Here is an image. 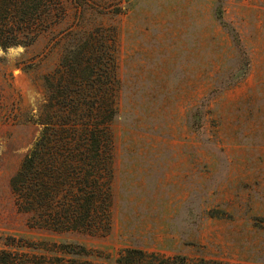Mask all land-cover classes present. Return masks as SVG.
<instances>
[{"label": "rangeland", "instance_id": "obj_1", "mask_svg": "<svg viewBox=\"0 0 264 264\" xmlns=\"http://www.w3.org/2000/svg\"><path fill=\"white\" fill-rule=\"evenodd\" d=\"M65 4L66 18L33 42L0 50V246L46 236L111 256L130 247L264 264V0ZM96 25L118 44L112 226L46 235L27 227L10 190L37 130L18 117L42 99L53 38Z\"/></svg>", "mask_w": 264, "mask_h": 264}, {"label": "trees", "instance_id": "obj_2", "mask_svg": "<svg viewBox=\"0 0 264 264\" xmlns=\"http://www.w3.org/2000/svg\"><path fill=\"white\" fill-rule=\"evenodd\" d=\"M66 1L0 0V50L30 44L64 20ZM52 46L59 57L42 75V99L35 111L21 110L18 117L20 124L37 130L10 178L13 202L27 227L40 233L104 236L112 226V126L120 113L116 31L104 25L68 26ZM0 264L256 263L130 247L111 256L75 241L10 234L2 239Z\"/></svg>", "mask_w": 264, "mask_h": 264}]
</instances>
